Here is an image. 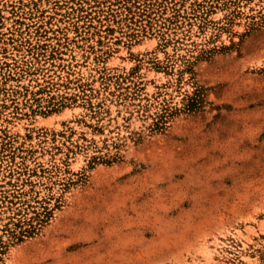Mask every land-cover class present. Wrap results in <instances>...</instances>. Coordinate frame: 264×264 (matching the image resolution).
Returning <instances> with one entry per match:
<instances>
[{
  "label": "rangeland",
  "instance_id": "1",
  "mask_svg": "<svg viewBox=\"0 0 264 264\" xmlns=\"http://www.w3.org/2000/svg\"><path fill=\"white\" fill-rule=\"evenodd\" d=\"M195 3L0 0V196L28 179L55 197L5 264H264V0H211L197 18ZM95 92L102 134L81 99ZM114 142L116 162H89ZM22 163L29 178L11 175Z\"/></svg>",
  "mask_w": 264,
  "mask_h": 264
},
{
  "label": "trees",
  "instance_id": "2",
  "mask_svg": "<svg viewBox=\"0 0 264 264\" xmlns=\"http://www.w3.org/2000/svg\"><path fill=\"white\" fill-rule=\"evenodd\" d=\"M211 0H202V3H195V6L198 10H194L193 12H198L195 18L199 16V14L206 15L208 14V9L212 8ZM129 11L130 8H127ZM180 17L179 14H174L171 18H167L164 21L168 23V27H171L173 23H177L178 18ZM166 25V24H162ZM151 25H149V29H151ZM161 28V27H160ZM166 30V29H164ZM162 37L161 46L166 47L170 40L166 39L165 34L162 33V31H158ZM169 62V61H168ZM170 63V62H169ZM191 62L189 60H185L183 62V70H179V74L188 73L189 74V80L192 79V70H191ZM170 68V64L165 65V69ZM121 79V81H120ZM122 77L119 78L116 82H114V85L116 86V91L118 94L115 97V101L122 102L126 99L130 98L127 94L122 93L121 90H127L126 87H123V81ZM127 80V79H126ZM106 89V88H104ZM139 90V89H137ZM93 91V90H92ZM95 96L91 94L83 95L85 98H81L83 101V106H85V109L87 110L89 117L92 119H96V123L92 126V131L102 134L103 133V126L101 124V117L103 114H106L107 111L104 109L105 102L107 98L102 99L98 98L99 92H95ZM195 93V92H194ZM192 93V96L189 97L186 95L187 104L184 106V110L192 111L196 108L197 98L198 95ZM107 94V93H106ZM113 92H108L107 95H112ZM115 95V94H114ZM66 99V98H65ZM71 99V98H70ZM95 99V100H93ZM142 109V107H140ZM172 110V109H171ZM174 111L176 109H173ZM163 111V112H162ZM169 110L167 108H164L161 110L160 114H157L154 121L151 124L150 131H160L162 130L166 125V114ZM138 112V111H137ZM171 113V111H170ZM168 114V113H167ZM169 116V115H168ZM120 145L117 143H113V148L116 149L115 153L110 154H98L90 157L89 162L91 164H97V162L109 165L111 163L116 162L119 157L117 156L118 149ZM96 148V147H95ZM69 149V148H68ZM69 152L70 149H69ZM69 154H66V158ZM65 164V163H64ZM67 165V164H66ZM21 167L17 170H14L11 172H14L16 175H27L29 178L30 173H35V171L28 169L24 164L22 163L20 165ZM19 171V172H18ZM41 172L48 174V180L51 182H54L57 180H51L57 173L60 172V169L57 165L53 164L49 169L41 167ZM64 173H68L67 171H64ZM18 180V179H17ZM23 183H26L29 185L30 190L25 192L24 190H16L12 196H0V218L6 214V210L8 209V215L5 217L6 222L2 223L0 225V264L4 263V258L9 249L15 245H18L22 243L25 239L31 238L32 235H34L48 220L52 217V212L54 209H51L49 201L53 200L55 197L52 193L51 188H48V191L50 192L45 198L39 200L37 197V193L33 192V185L32 182H30L28 179H25L22 181ZM73 184L72 180L69 178L67 180H64V182L61 185V191L66 192L69 187ZM30 193V194H29ZM34 195V196H33ZM11 198L13 201H11ZM10 204L9 206H6L5 210L3 209L4 206L2 204L4 203ZM59 198H56L54 208L58 209L60 206ZM35 204L36 206L32 205ZM2 205V206H1ZM13 207V208H12ZM10 211V212H9ZM1 221V219H0Z\"/></svg>",
  "mask_w": 264,
  "mask_h": 264
}]
</instances>
